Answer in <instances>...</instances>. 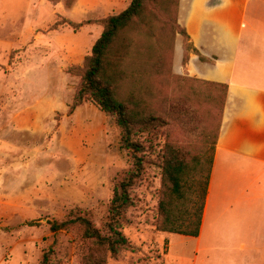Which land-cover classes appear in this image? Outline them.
I'll list each match as a JSON object with an SVG mask.
<instances>
[{"label": "rangeland", "instance_id": "rangeland-1", "mask_svg": "<svg viewBox=\"0 0 264 264\" xmlns=\"http://www.w3.org/2000/svg\"><path fill=\"white\" fill-rule=\"evenodd\" d=\"M131 1L0 0V264H41L51 248V264H82L88 249L82 229H50L51 222L80 212L106 230L115 186L131 159L112 117L91 103L69 114L80 83L69 69L82 67L91 54L103 31L98 21L123 12ZM66 20L95 22L74 31ZM154 30L163 50H171L170 65L153 77L135 67L128 82L126 65L120 93L134 88L168 125L147 144L150 163L121 221L131 248L108 264H264V231L251 212L252 174L232 180L225 201L214 193L200 238L157 239L162 170L153 160L166 143L211 155L222 89L213 101L204 85L189 83L185 57L195 52L187 51L180 25L169 15L159 11ZM181 98L188 115L170 118V104Z\"/></svg>", "mask_w": 264, "mask_h": 264}, {"label": "trees", "instance_id": "trees-1", "mask_svg": "<svg viewBox=\"0 0 264 264\" xmlns=\"http://www.w3.org/2000/svg\"><path fill=\"white\" fill-rule=\"evenodd\" d=\"M179 0H132L123 12L98 22L102 25L101 36L95 42L91 54L82 67H72L69 73L80 77L69 114L85 103H91L107 116L112 117L121 130V148L131 159L130 170L116 184L110 204L105 232L83 213L65 221L51 222V231L70 230L78 227L88 243L82 264H108L120 251L131 248L128 238L120 230L125 213L134 206L133 189L141 182L148 163V143H153L158 132L168 125L166 117L153 113L147 104L132 92L124 96L120 85L136 76L135 67L143 68V75L153 77L170 65L168 49L163 50L155 33L159 11L169 15L178 24ZM95 21L65 23L74 31ZM56 24L54 30L59 27ZM179 33L185 38L187 51L193 50L187 31L180 26ZM175 33L171 32L173 37ZM143 37V40L140 39ZM148 42L145 43V39ZM158 40V41H157ZM171 45V42H169ZM171 48V47H170ZM202 61L205 58L200 57ZM189 56L185 57L188 63ZM190 84H202L208 97L214 101L222 89L220 117L213 138L211 155L192 154L186 149L166 143L154 158L162 170V186L158 203V218L154 225L158 232L187 237H198L206 204L210 173L214 160L219 128L226 100L227 86L188 78ZM142 86V85H141ZM130 90V91H131ZM187 100L181 98L169 106L170 118L188 115ZM150 163V161H149ZM208 165V168H205ZM32 223V222H30ZM53 249L44 254L41 264H51Z\"/></svg>", "mask_w": 264, "mask_h": 264}, {"label": "crops", "instance_id": "crops-1", "mask_svg": "<svg viewBox=\"0 0 264 264\" xmlns=\"http://www.w3.org/2000/svg\"><path fill=\"white\" fill-rule=\"evenodd\" d=\"M178 24L198 51L189 57L187 77L227 86L197 238L203 233L214 193L216 200L225 201L229 183L249 174L256 183L250 190L255 200L251 212L264 231V0H179ZM156 236L158 240L193 238L164 232Z\"/></svg>", "mask_w": 264, "mask_h": 264}]
</instances>
